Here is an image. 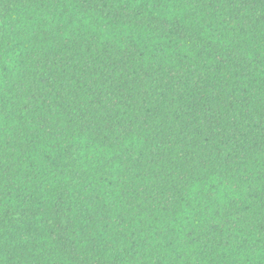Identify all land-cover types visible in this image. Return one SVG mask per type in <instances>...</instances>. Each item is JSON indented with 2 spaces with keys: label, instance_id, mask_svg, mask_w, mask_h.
Wrapping results in <instances>:
<instances>
[{
  "label": "trees",
  "instance_id": "trees-1",
  "mask_svg": "<svg viewBox=\"0 0 264 264\" xmlns=\"http://www.w3.org/2000/svg\"><path fill=\"white\" fill-rule=\"evenodd\" d=\"M0 264H264V0H0Z\"/></svg>",
  "mask_w": 264,
  "mask_h": 264
}]
</instances>
